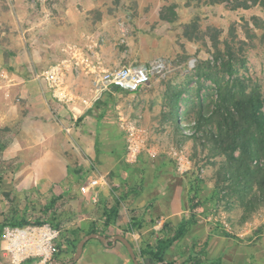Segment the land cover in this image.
I'll return each instance as SVG.
<instances>
[{
    "label": "rangeland",
    "instance_id": "obj_1",
    "mask_svg": "<svg viewBox=\"0 0 264 264\" xmlns=\"http://www.w3.org/2000/svg\"><path fill=\"white\" fill-rule=\"evenodd\" d=\"M117 1L124 8L119 14L125 23V41L116 30L111 34L112 41L105 42L108 53L116 58L108 62L111 67L128 65L130 57H138V61L132 60L134 64L150 66L166 60L172 65L170 71L153 75L151 85L140 91L121 93L116 116L111 120L114 124H108L120 134L115 144L110 139L100 141L101 126L91 114L83 120L80 116L72 133L65 129L72 149L46 154L41 166L35 159L41 154L15 150V135L8 132L0 137V168L4 171L0 219L5 213L13 214L17 206L21 216H38L54 196H62L57 204L62 229L87 230L93 222L103 227L104 205L122 196L119 221L107 232L114 236L123 234L121 224L143 213L153 199L141 235L131 234L138 231L126 235L140 249L144 242L156 243L166 222L178 223L197 192L206 202L197 225L208 227L213 231L210 234L228 233L243 250L253 253V245L264 244V179L245 174L237 179L235 165L228 160L232 144L227 140L217 149L211 128L217 129L218 119L226 118L224 107L233 103L234 95L255 91L264 99V0L247 10L238 8L237 0H166L169 4L161 14L174 20L160 22L153 17L142 27H133L126 18L132 15L137 0ZM141 32L148 38L140 40ZM135 42L149 49L133 53ZM114 46L121 52H111ZM177 111L187 113L194 125L202 116L200 112L209 121L200 126L199 136H192L196 128H190L186 130L188 136L183 137L173 122ZM84 124L88 125L86 130H82ZM79 127L84 131L80 141L73 137ZM235 154L240 155V151ZM94 179L101 184L84 191L83 187L90 186ZM2 239L0 264H12L2 249ZM195 240L188 236L174 244L166 253L165 263L191 264L188 257L197 255L204 243ZM118 245L130 258L127 248ZM215 254L213 251L212 256ZM249 256L242 257L244 263H250ZM53 260L43 263L42 259L29 258L22 264H51ZM251 262L258 264L252 257ZM159 263L163 262H155Z\"/></svg>",
    "mask_w": 264,
    "mask_h": 264
},
{
    "label": "crops",
    "instance_id": "obj_2",
    "mask_svg": "<svg viewBox=\"0 0 264 264\" xmlns=\"http://www.w3.org/2000/svg\"><path fill=\"white\" fill-rule=\"evenodd\" d=\"M163 2L158 5L153 0H137L132 15L126 18L133 27H142L153 17L161 22L163 7L169 4ZM122 9L117 0H0V129L15 135V150L41 154L35 158L40 162L38 166L43 164L41 159L46 154L52 156L72 149L73 143L65 130L66 121L74 114L72 102L66 101L72 97L69 93L84 98L77 104L82 120L91 114L99 121L100 141L110 139L114 144L118 141L120 134L114 133L109 125L114 124L111 120L116 116V103L125 90L95 93V87L100 72L114 68L108 62L116 61L114 53H108L105 42L112 41L111 34L116 30L121 34L120 40L125 41V23L119 14ZM146 36L141 32L138 38L145 40ZM135 43L131 47L133 53L149 49ZM114 51L121 52L116 46L111 52ZM132 60L139 59L130 57V63ZM56 66L62 68V92L46 78ZM58 95H64V99ZM87 126L84 124L82 130ZM79 129L73 135L78 141L84 132ZM199 225L181 242L188 236L193 241L199 237L195 241L205 242L210 236L208 259H222V264H246L242 257L250 255L249 264L251 257L256 263L264 264V244L253 245L255 251L249 254L230 236L218 231L210 234L212 230ZM131 234L137 237L140 232ZM96 240L86 243L83 255L74 264H132L120 252L121 242L108 247ZM67 259L70 256L60 258Z\"/></svg>",
    "mask_w": 264,
    "mask_h": 264
},
{
    "label": "trees",
    "instance_id": "obj_3",
    "mask_svg": "<svg viewBox=\"0 0 264 264\" xmlns=\"http://www.w3.org/2000/svg\"><path fill=\"white\" fill-rule=\"evenodd\" d=\"M229 0H212L213 3L228 2ZM260 0H237L238 8L250 9L253 4H257ZM165 21H173L174 19L162 16ZM232 54V53H231ZM230 67L233 65L229 64ZM246 93V94H245ZM240 97L234 95L233 103H226V118L218 119L217 129L211 128V134L216 139L217 149L223 146L227 140L230 141L231 151L229 161L235 165V176L241 179L242 176L264 179V99L260 93L255 91H246ZM202 115V116H201ZM201 118L197 120L196 125L189 122L187 113L177 111L173 114V122L179 135L187 137L186 130H193L192 136L200 135V126L205 125L209 118L203 112H200ZM7 129H0V137L6 136ZM240 151V155H236V151ZM256 162L253 168V162ZM244 170H246L244 172ZM246 172L248 174H246ZM4 171L0 168V194L3 191ZM196 192V187L193 186ZM250 191V190H248ZM217 194V193H216ZM215 194V195H216ZM62 196H54L47 204H45L38 216H28V213L21 216L20 208H14L12 213H5L4 218L0 219V239L3 236V230L6 226H27V225H43L51 224L53 227L61 230V238L55 242L59 251L54 259L64 258L73 255L78 243L81 239L93 232H97L110 237L107 232L110 227L117 224L123 209L124 197L116 196L111 204H105L102 213L103 227L97 222H93L90 227L85 230L81 227L64 230L58 222V202ZM215 199V197H214ZM215 202V201H214ZM154 200L148 202L146 209L139 215L132 216L121 224L122 233L126 236L133 231H141L144 223L151 213ZM206 202L199 198L198 193L192 197L190 208L185 212L178 223L166 222L162 232L157 237L155 244L144 242L140 249H136V253L140 264H154L155 262H166V253L174 244L181 242L192 228L200 222L199 215L204 212ZM28 210V209H26ZM228 235V233H224ZM211 237L201 245L197 255H190L188 262L191 264H222V259H208L207 247L210 244ZM134 245V243H133ZM197 247V245H194ZM86 247V245H85ZM135 247V246H134ZM132 264L134 261L130 255ZM29 263V261L25 262ZM172 264V263H166Z\"/></svg>",
    "mask_w": 264,
    "mask_h": 264
},
{
    "label": "built area",
    "instance_id": "obj_4",
    "mask_svg": "<svg viewBox=\"0 0 264 264\" xmlns=\"http://www.w3.org/2000/svg\"><path fill=\"white\" fill-rule=\"evenodd\" d=\"M195 60L190 61V65H194ZM171 63L166 60H159L150 66L137 65L130 63L117 68L105 69L100 72V75L96 79L97 93L104 91H112L114 85H118L119 89L125 90L131 93L140 91L141 89L151 85L152 77L155 74L164 75L170 71ZM60 66L52 68L47 74L46 78L50 84L56 89H64V82L61 79ZM66 95L67 93H63ZM72 97H69L66 101L73 106L74 114L70 122L65 126L68 133H72L80 118L81 109L77 105L81 99L80 96H76L74 93H69ZM64 95H58L59 98L64 99ZM60 99V100H61ZM132 135L135 134L133 129L129 128ZM132 135L129 140L132 142ZM133 149L132 146L129 147ZM100 181L94 179L90 186L83 187L84 191H88L93 186H98ZM61 230L53 227L51 224L46 223L43 225H27L21 226H6L4 228V235L2 239V249L6 256L9 258L12 264H22L29 258H36V260L42 259L43 263L51 261L56 253L59 251L55 242L60 240ZM155 264V263H154ZM159 264H166L165 262Z\"/></svg>",
    "mask_w": 264,
    "mask_h": 264
},
{
    "label": "water",
    "instance_id": "obj_5",
    "mask_svg": "<svg viewBox=\"0 0 264 264\" xmlns=\"http://www.w3.org/2000/svg\"><path fill=\"white\" fill-rule=\"evenodd\" d=\"M112 90L118 91L119 86L114 85L112 87ZM91 239H99L108 247L114 246L118 242H121L128 249V251H129V253H130V255L134 261V264H140L137 253H136V249H135L132 241L127 236H125L124 234H116L114 236L108 237L106 235H103V234H100L97 232L89 233L81 239V241L78 243L77 250H76V252L72 258L67 259V260L54 259L52 264H74L75 262H77L81 258V256L83 255L86 243Z\"/></svg>",
    "mask_w": 264,
    "mask_h": 264
}]
</instances>
